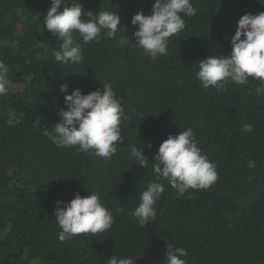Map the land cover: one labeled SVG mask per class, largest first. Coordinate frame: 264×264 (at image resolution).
I'll list each match as a JSON object with an SVG mask.
<instances>
[{
    "label": "trees",
    "instance_id": "16d2710c",
    "mask_svg": "<svg viewBox=\"0 0 264 264\" xmlns=\"http://www.w3.org/2000/svg\"><path fill=\"white\" fill-rule=\"evenodd\" d=\"M155 0H80L86 11L115 12L117 36L131 35L132 16L150 14ZM196 15L169 38L168 54L153 60L131 39L82 43L83 63L55 61L62 42L44 27L50 0H0V60L9 67V92L0 96V264H107L113 255L135 264H165L168 243L184 247L187 264H264V95L259 80H230L204 88L198 61L227 55L237 21L264 12V0H191ZM63 5L61 10H63ZM178 81H183L179 84ZM106 82L123 106V143L112 158L57 147L44 135L69 94L99 90ZM40 121L39 125L35 122ZM252 124V132H242ZM191 127L198 147L217 165L218 180L208 189L179 195L167 181L157 216L141 226L129 213L140 193L156 179L151 164L135 163L131 146L142 144L149 162L168 135ZM250 160L256 161L249 168ZM101 194L114 223L104 233L59 241L57 200L76 193Z\"/></svg>",
    "mask_w": 264,
    "mask_h": 264
},
{
    "label": "clouds",
    "instance_id": "9594fccd",
    "mask_svg": "<svg viewBox=\"0 0 264 264\" xmlns=\"http://www.w3.org/2000/svg\"><path fill=\"white\" fill-rule=\"evenodd\" d=\"M196 11L191 0H155L150 14L141 10L132 16L131 24L137 26L134 33L118 37L123 27L117 11L100 10L94 14L86 11L80 0H50L43 22L47 31L62 41L59 49L53 52L55 61L71 67L84 60L77 34L83 44L99 41L102 35L114 39L121 47L134 39L151 59L166 56L169 38L184 30L185 17L195 16ZM230 44L231 51L227 55L206 56L198 61V81L204 88H211L222 87L228 80L247 85L251 78L260 81L256 95H264V12L242 15ZM9 71L8 65L0 60V96L9 92ZM178 83L182 85L183 81ZM58 90L64 95V107L58 109L59 120L53 125V131H45L44 135L57 147L78 146L81 152L110 160L117 152V145L123 143L121 121L127 119L113 85L106 82L99 90L87 94L79 87H73L69 94L66 83ZM252 130V124H244L241 128L246 133ZM145 147L152 145L142 144L138 150L135 144L130 150L136 164L144 168L151 164L156 174V179L140 193L138 206L129 213L141 226H148L155 220L157 202L165 191L164 181L179 195H184L189 189H208L218 180L217 165L202 154L191 127L178 135H168L153 156L154 163L145 155ZM248 167L255 168L256 161L250 160ZM54 215L61 229L58 234L61 242L82 234L104 233L114 223L113 213L102 203L97 191L84 197L76 193L70 201L57 200ZM187 256V249L168 243L163 261L165 264H187L184 259ZM135 261L131 256L113 254L107 264H135Z\"/></svg>",
    "mask_w": 264,
    "mask_h": 264
}]
</instances>
